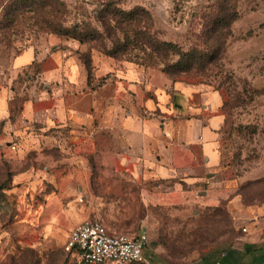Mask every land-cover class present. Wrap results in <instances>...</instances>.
Segmentation results:
<instances>
[{"label":"rangeland","instance_id":"rangeland-1","mask_svg":"<svg viewBox=\"0 0 264 264\" xmlns=\"http://www.w3.org/2000/svg\"><path fill=\"white\" fill-rule=\"evenodd\" d=\"M103 1L0 0V88L13 91L10 116L0 120V264H80L65 245L76 225L95 218L112 231L146 232L147 261L131 264L182 262L233 235L234 219L224 206L197 220L166 202L172 199L161 191L175 181L146 177L153 170L148 155L139 149L129 154L123 140L114 139L111 124L128 115L172 125L197 116L208 122L220 162L211 174L204 171L205 184L228 192L223 203L236 195L244 203L264 202V0H233L239 15L222 58L175 83L160 67L116 59L67 38L51 26V14L38 11L56 3V13L70 24L93 17ZM116 1L126 10L146 7L162 38L187 47L203 28L199 16L217 12L222 0ZM29 48L34 60L17 66L15 57ZM89 54L90 70L84 63ZM175 89L182 93L179 105L183 94L189 96L187 112L173 101ZM92 91L105 103L82 128L70 112L90 113ZM51 94L65 97L68 118L56 113L50 125L42 113L25 119L31 95ZM52 105L44 100L38 108Z\"/></svg>","mask_w":264,"mask_h":264},{"label":"crops","instance_id":"crops-1","mask_svg":"<svg viewBox=\"0 0 264 264\" xmlns=\"http://www.w3.org/2000/svg\"><path fill=\"white\" fill-rule=\"evenodd\" d=\"M34 58V51L29 48L22 54H18L14 62L17 66H25L31 64ZM62 67L61 65L60 70ZM172 83L175 82L172 81ZM169 88L174 89L172 86ZM12 92L11 88H0L1 121L10 116ZM181 94L175 89L173 101L179 106V111L187 112L190 110L188 103L190 98L187 94H183L182 98L185 102L180 101L179 105L177 98ZM91 97L92 111L90 113L79 109L70 112L82 128L88 117L94 118V113L98 114L101 101L105 103V100L95 95L94 91ZM44 100L53 102L52 107L39 109L38 105ZM181 106H183L182 109ZM219 108L220 106H217L216 111H219ZM40 113L45 116L44 122L49 125L54 123L56 113L60 114L59 117L63 115L68 118L65 97L51 94L48 97L36 99L34 95H31V98L25 102L23 116L25 119L37 120ZM111 128H113L111 132L114 139L123 140V144L127 146V153L132 154L134 149H139L140 152L148 155L149 166L153 170L147 169L146 177H161L162 180L171 178L172 182L175 181L173 188H167L166 192L161 191L162 194L170 196L172 200L166 202L173 204L175 209L191 211L188 213L189 217L199 220L211 210L224 206L233 216L234 229L231 237L223 238L221 242L202 252L195 250L182 262L171 264H264V202L244 203L241 197L236 195L232 200L223 203L222 199L227 197L228 192L219 185H208V183L206 185L204 182V171L208 170L207 172L211 174V168L220 162L217 142L214 141L216 133L208 122H203L197 116L172 125L142 118L136 121L128 115L120 125L111 124ZM11 129H16V126L11 124ZM83 135L80 134L77 138L89 139V136L82 137ZM94 137V134L90 136L93 140ZM195 145H198V151ZM241 227L245 230L241 231ZM163 264L169 263L163 262Z\"/></svg>","mask_w":264,"mask_h":264},{"label":"trees","instance_id":"trees-1","mask_svg":"<svg viewBox=\"0 0 264 264\" xmlns=\"http://www.w3.org/2000/svg\"><path fill=\"white\" fill-rule=\"evenodd\" d=\"M232 2L222 0L217 12L202 13L199 17L203 28L199 33H193L197 41L187 47L181 42L162 38L155 29L153 14L143 6L126 10L116 0H104L93 17L82 15L70 24L67 17L56 13L59 8L56 3L38 11L46 10L51 14V26L59 27L58 32L67 38L88 44L91 49L96 47L116 59L125 58L146 68L160 67L176 82L202 74L209 64L215 65L222 58L228 38L232 35V24L239 15ZM62 5L67 7V3ZM16 17V13L11 16L13 21ZM84 63L90 70V54L85 57ZM0 187L5 188V185Z\"/></svg>","mask_w":264,"mask_h":264},{"label":"built area","instance_id":"built-area-1","mask_svg":"<svg viewBox=\"0 0 264 264\" xmlns=\"http://www.w3.org/2000/svg\"><path fill=\"white\" fill-rule=\"evenodd\" d=\"M147 242L146 232L135 236L112 231L95 218L79 223L70 231L65 249L78 257L80 264H131L147 261L144 255Z\"/></svg>","mask_w":264,"mask_h":264}]
</instances>
